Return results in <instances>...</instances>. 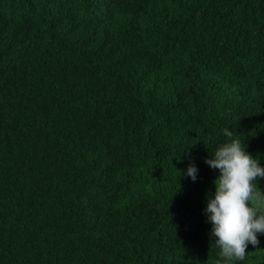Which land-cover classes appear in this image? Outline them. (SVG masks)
<instances>
[{
    "label": "trees",
    "instance_id": "obj_1",
    "mask_svg": "<svg viewBox=\"0 0 264 264\" xmlns=\"http://www.w3.org/2000/svg\"><path fill=\"white\" fill-rule=\"evenodd\" d=\"M226 126L264 165V0H0V264H213Z\"/></svg>",
    "mask_w": 264,
    "mask_h": 264
},
{
    "label": "clouds",
    "instance_id": "obj_2",
    "mask_svg": "<svg viewBox=\"0 0 264 264\" xmlns=\"http://www.w3.org/2000/svg\"><path fill=\"white\" fill-rule=\"evenodd\" d=\"M221 132L225 139L204 160L218 175L212 182L214 191L206 194L203 212L211 226L212 246L218 250L213 264H233L245 258L248 245L258 244V234H264V192L258 187L264 165L227 126ZM197 173L190 162L180 175L195 181Z\"/></svg>",
    "mask_w": 264,
    "mask_h": 264
}]
</instances>
